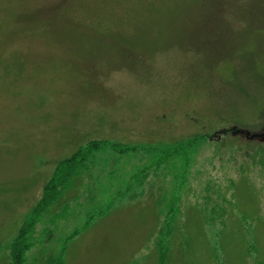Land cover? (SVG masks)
Returning <instances> with one entry per match:
<instances>
[{"label":"rangeland","instance_id":"obj_1","mask_svg":"<svg viewBox=\"0 0 264 264\" xmlns=\"http://www.w3.org/2000/svg\"><path fill=\"white\" fill-rule=\"evenodd\" d=\"M263 121L264 0H0V264L90 140L25 264H264Z\"/></svg>","mask_w":264,"mask_h":264},{"label":"trees","instance_id":"obj_2","mask_svg":"<svg viewBox=\"0 0 264 264\" xmlns=\"http://www.w3.org/2000/svg\"><path fill=\"white\" fill-rule=\"evenodd\" d=\"M104 144H106V142L102 140H90L78 147L69 157L56 164L52 176L43 187L41 197L32 208L28 217L21 223L16 235L8 244V261L6 264H25L26 253L35 243L34 234L36 225L41 221L48 208L58 200L62 190L68 188L73 177L76 174L77 176L80 174V169L86 170L88 168L87 159L92 153L99 150ZM113 147L121 152L129 149L128 146L118 143L113 144ZM55 215L61 218L62 212ZM55 215L53 218H56ZM76 233L77 231L74 230L73 234ZM64 248L65 247L61 249L59 257L55 261H48V264H63ZM158 262L159 264H167L165 252L162 251L160 253Z\"/></svg>","mask_w":264,"mask_h":264},{"label":"water","instance_id":"obj_3","mask_svg":"<svg viewBox=\"0 0 264 264\" xmlns=\"http://www.w3.org/2000/svg\"><path fill=\"white\" fill-rule=\"evenodd\" d=\"M231 132L238 137H244L246 140H254L258 143H264V121L258 130L248 129L237 125H231L226 128L213 132L209 138L218 140L222 134Z\"/></svg>","mask_w":264,"mask_h":264}]
</instances>
